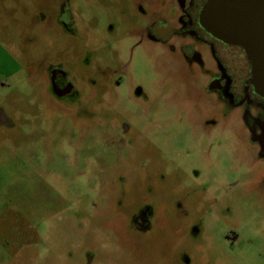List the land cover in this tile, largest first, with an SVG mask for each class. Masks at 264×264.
<instances>
[{
  "label": "rangeland",
  "instance_id": "1",
  "mask_svg": "<svg viewBox=\"0 0 264 264\" xmlns=\"http://www.w3.org/2000/svg\"><path fill=\"white\" fill-rule=\"evenodd\" d=\"M130 1L0 0V264H264L263 165L165 55L130 61Z\"/></svg>",
  "mask_w": 264,
  "mask_h": 264
},
{
  "label": "flooded vegetation",
  "instance_id": "2",
  "mask_svg": "<svg viewBox=\"0 0 264 264\" xmlns=\"http://www.w3.org/2000/svg\"><path fill=\"white\" fill-rule=\"evenodd\" d=\"M205 3L206 0H131V22L122 37V51L130 55V61L134 52H153L161 58L165 55L170 67L188 82L189 97L206 111L208 118H203V125L213 123L209 117L237 122V137L248 149L249 167L262 164L264 182V98L250 81L251 67L243 49L214 37L202 25L200 13ZM67 19L64 8L59 20L69 28ZM49 76L57 96L72 91L61 70L51 69ZM146 222V210L132 216V224L138 228Z\"/></svg>",
  "mask_w": 264,
  "mask_h": 264
},
{
  "label": "water",
  "instance_id": "3",
  "mask_svg": "<svg viewBox=\"0 0 264 264\" xmlns=\"http://www.w3.org/2000/svg\"><path fill=\"white\" fill-rule=\"evenodd\" d=\"M200 20L211 35L243 49L250 81L264 98V0H206Z\"/></svg>",
  "mask_w": 264,
  "mask_h": 264
}]
</instances>
